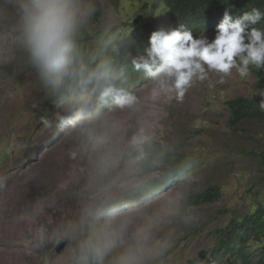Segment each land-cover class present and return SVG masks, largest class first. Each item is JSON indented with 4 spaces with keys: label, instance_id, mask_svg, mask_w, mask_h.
<instances>
[{
    "label": "rangeland",
    "instance_id": "374dc122",
    "mask_svg": "<svg viewBox=\"0 0 264 264\" xmlns=\"http://www.w3.org/2000/svg\"><path fill=\"white\" fill-rule=\"evenodd\" d=\"M83 2L95 11L76 34L83 35L92 58L100 47L103 52L117 47L115 32L143 9L139 0ZM17 21L13 0H0V264H63L75 242L37 247L41 227L50 234L61 231L79 221L86 203L106 196L111 197L109 223L121 216L134 218L133 229L151 222L153 244L167 242L147 264H242L212 254L220 229L264 204V125L254 120L232 125L227 105L240 95L262 99L251 71L244 78L235 68L226 76L210 71L179 100L174 92L153 98L151 79L140 73L125 90L138 98L133 109H102L97 119L119 125L114 143L126 147L143 128L151 137L148 151L159 149L188 168L181 180L145 197L144 186L170 166L168 161L153 160L147 169L143 163L135 168L120 163L97 179L98 153L85 150L80 134L69 127H44L42 117L76 114L65 113L32 66ZM206 36L211 40L215 34ZM209 186L220 188L217 200H187L191 191ZM133 196L140 200L134 202L138 197Z\"/></svg>",
    "mask_w": 264,
    "mask_h": 264
},
{
    "label": "clouds",
    "instance_id": "9594fccd",
    "mask_svg": "<svg viewBox=\"0 0 264 264\" xmlns=\"http://www.w3.org/2000/svg\"><path fill=\"white\" fill-rule=\"evenodd\" d=\"M13 7L18 17L16 31L32 66L52 96L65 106V113L76 114L73 118L57 113L54 120L42 117L44 127H69L80 134L85 150L98 153L94 161L97 179L108 176L120 163L135 168L147 161L151 137L143 128L122 148L113 142L118 123L97 119L106 106L110 111L133 109L138 98L117 87L110 59L89 67L76 46L79 26L95 9L83 0H13ZM262 19L264 13L259 9L235 19L225 11L211 40L204 34L194 37L183 24L159 27L132 65L151 79L153 98L174 92L176 99H182L193 81L204 80L210 71L226 76L235 68L240 77H247L250 66L264 68V29L256 27ZM255 94L262 98L260 108L264 109V89ZM110 202L111 197L106 196L86 203L79 221L61 231L50 234L41 227L36 246L74 241L63 264H147L167 242L153 244L151 222L133 229L134 218L121 216L116 223H109L105 217Z\"/></svg>",
    "mask_w": 264,
    "mask_h": 264
},
{
    "label": "trees",
    "instance_id": "16d2710c",
    "mask_svg": "<svg viewBox=\"0 0 264 264\" xmlns=\"http://www.w3.org/2000/svg\"><path fill=\"white\" fill-rule=\"evenodd\" d=\"M139 1L143 3V9L136 18L115 32L120 34L117 47L110 44L111 46L104 52L103 47L98 48L94 62L85 46L83 35L75 34L76 46L81 51L85 63L89 67H95L100 60L110 59L117 76L115 83L124 91L130 84H135L142 73L134 69L132 59L143 52L148 46L151 33L159 27L175 28L183 24L192 31L194 37H197L200 34H216V25L222 20L225 11H228L233 19L252 9H259L264 13V0H151V6L146 3L150 0ZM145 8H149L150 13ZM159 8H162V12L156 17L154 12ZM256 27L264 29V19ZM250 71L256 78L257 86L264 89V68L250 66ZM260 101L254 97L241 95L227 101L231 124L235 126L246 120H254L264 125V109L260 108ZM149 153L148 160L143 163L146 169L153 160L168 161L170 166L144 186L142 194L145 197L171 182L181 180L188 170L186 165L168 158L166 152L151 149ZM220 196L219 187L209 186L203 190L191 191L186 197L194 204H204L213 202ZM133 198H137L133 200L134 202L140 200V196ZM212 255L217 259L234 260L242 264L253 262L264 264V204L259 203L253 211L231 220L220 229L218 243Z\"/></svg>",
    "mask_w": 264,
    "mask_h": 264
},
{
    "label": "water",
    "instance_id": "95a60500",
    "mask_svg": "<svg viewBox=\"0 0 264 264\" xmlns=\"http://www.w3.org/2000/svg\"><path fill=\"white\" fill-rule=\"evenodd\" d=\"M66 244L61 243L59 248L65 247ZM59 250V249H58Z\"/></svg>",
    "mask_w": 264,
    "mask_h": 264
}]
</instances>
